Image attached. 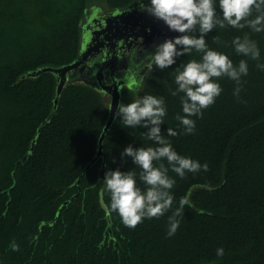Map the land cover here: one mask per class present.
<instances>
[{"label": "trees", "instance_id": "16d2710c", "mask_svg": "<svg viewBox=\"0 0 264 264\" xmlns=\"http://www.w3.org/2000/svg\"><path fill=\"white\" fill-rule=\"evenodd\" d=\"M140 1L0 0V264H264V71L256 67L264 63V32L217 28L205 37L234 65L247 60L249 71L239 98L235 82L217 81L223 92L202 118L192 117L194 134L168 137L167 128L182 132L175 119L182 114L180 97L170 94L175 69L199 54L178 57L165 70L146 69L137 87L121 89L119 104L137 93L164 97L162 133L177 153L207 163L208 171L184 179L169 171L176 181L173 210L181 197L190 200L171 238V210L135 229L106 214L103 163L104 173L133 170L123 149L156 145L143 135L146 129L127 128L116 116L103 154L86 167L97 154L109 104L86 82L68 80L58 93L54 69L80 56L94 7L125 9ZM245 33L257 42L259 61L234 52L233 38ZM216 35L220 44L213 43Z\"/></svg>", "mask_w": 264, "mask_h": 264}, {"label": "clouds", "instance_id": "9594fccd", "mask_svg": "<svg viewBox=\"0 0 264 264\" xmlns=\"http://www.w3.org/2000/svg\"><path fill=\"white\" fill-rule=\"evenodd\" d=\"M141 7L163 21L170 31L180 33L159 43L154 53L144 57L147 71L152 72L154 67L168 69L178 57L190 56L193 52L200 55L199 60H188L175 69L174 82L177 87L170 94L180 97L182 114L178 113L175 119L182 132L167 128L168 137L194 134L196 121L192 117L202 118L204 110L211 107L223 92L217 81L228 78L235 82L233 95L239 98L242 77L247 76L249 71L247 60L241 59L238 65H234L227 54L209 48L205 37L217 28L264 32V0H150L149 5L142 4ZM212 40L213 43H221L218 35ZM231 46L239 56L254 61L261 58L257 42L248 33L234 37ZM256 67L264 71V63H257ZM166 115L164 97L152 94L137 93V98L132 102L117 106L116 116L120 122L127 128L146 129L143 135L156 146L125 147L121 157L130 158L135 168L130 171L119 168L106 171L103 192L110 198L106 208L108 218L115 213L129 229H135L144 219H159L171 210L167 222V236L171 238L177 232L184 208L190 206V200L186 196L181 197L178 207L173 210L175 197L171 190L176 181L169 176V171L184 179L188 173L208 171V165L175 151L161 131ZM135 169H139V172ZM9 247L13 252L20 250L15 241ZM224 254L223 247L216 249L218 257Z\"/></svg>", "mask_w": 264, "mask_h": 264}, {"label": "water", "instance_id": "95a60500", "mask_svg": "<svg viewBox=\"0 0 264 264\" xmlns=\"http://www.w3.org/2000/svg\"><path fill=\"white\" fill-rule=\"evenodd\" d=\"M149 5L150 0H142L128 8L105 11L97 7L87 16L83 26V42L80 56L72 63L57 67L54 72L59 77L58 93L66 81H81L94 85L103 94L111 96L109 117L99 138L97 154L86 165L89 167L98 156L103 154V140L106 130L112 125L121 89L126 84L137 87L146 71L143 59L154 53L155 46L165 39H172L180 33L170 31L166 24L143 10L141 5ZM128 57L139 64L138 71H132L124 65L125 74L116 76L115 70ZM110 68L112 82H105V69ZM58 97L55 99L57 103ZM104 178V163L100 169Z\"/></svg>", "mask_w": 264, "mask_h": 264}, {"label": "flooded vegetation", "instance_id": "af4514ba", "mask_svg": "<svg viewBox=\"0 0 264 264\" xmlns=\"http://www.w3.org/2000/svg\"><path fill=\"white\" fill-rule=\"evenodd\" d=\"M105 11H108V10H105ZM109 11H111V10H109ZM117 65L120 66L119 68H117L115 70V74L118 77H121L125 74L126 70L123 68L124 65L128 66V68H130V70L132 69V71H138V69H139V64L137 63V61L131 57H128L127 59H123L122 62L117 63ZM105 82L106 83L112 82L111 75H110V68L105 69ZM126 86L127 85L125 84L123 87H126ZM103 95L109 97V102H110L111 96L109 94H103ZM109 102H108V104H109Z\"/></svg>", "mask_w": 264, "mask_h": 264}, {"label": "rangeland", "instance_id": "374dc122", "mask_svg": "<svg viewBox=\"0 0 264 264\" xmlns=\"http://www.w3.org/2000/svg\"><path fill=\"white\" fill-rule=\"evenodd\" d=\"M96 8H97V6H96V7H94V9H93L92 11H94ZM104 98H105V100H106L107 102H109V97H107V96H104Z\"/></svg>", "mask_w": 264, "mask_h": 264}]
</instances>
